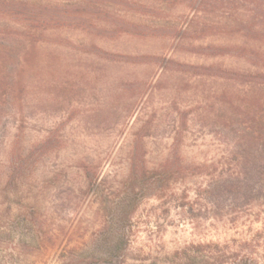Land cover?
I'll list each match as a JSON object with an SVG mask.
<instances>
[{
  "label": "rangeland",
  "instance_id": "rangeland-1",
  "mask_svg": "<svg viewBox=\"0 0 264 264\" xmlns=\"http://www.w3.org/2000/svg\"><path fill=\"white\" fill-rule=\"evenodd\" d=\"M239 71L264 73V0H0V264H264V215L131 179L222 155Z\"/></svg>",
  "mask_w": 264,
  "mask_h": 264
},
{
  "label": "trees",
  "instance_id": "trees-1",
  "mask_svg": "<svg viewBox=\"0 0 264 264\" xmlns=\"http://www.w3.org/2000/svg\"><path fill=\"white\" fill-rule=\"evenodd\" d=\"M229 79L249 87L241 97L223 94L219 98L220 139L226 146L222 155L201 163L184 164L178 157H169L149 168L146 159H133L134 181L154 176L160 195L166 184L201 176L192 199L185 187L176 201L183 209L194 204L206 217H262L264 215V73L237 72ZM210 257V256H209ZM226 253L218 254L211 264H223Z\"/></svg>",
  "mask_w": 264,
  "mask_h": 264
}]
</instances>
